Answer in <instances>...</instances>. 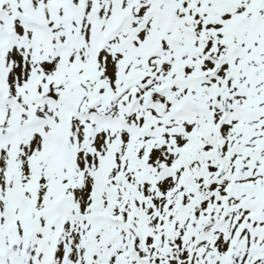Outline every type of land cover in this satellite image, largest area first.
I'll return each mask as SVG.
<instances>
[{"label": "snow or ice", "instance_id": "1", "mask_svg": "<svg viewBox=\"0 0 264 264\" xmlns=\"http://www.w3.org/2000/svg\"><path fill=\"white\" fill-rule=\"evenodd\" d=\"M0 264H264V0H0Z\"/></svg>", "mask_w": 264, "mask_h": 264}]
</instances>
